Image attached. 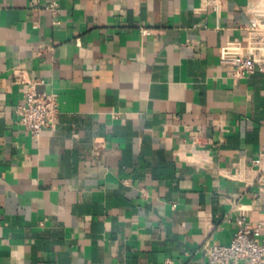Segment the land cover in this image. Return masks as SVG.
<instances>
[{
	"label": "crops",
	"instance_id": "obj_1",
	"mask_svg": "<svg viewBox=\"0 0 264 264\" xmlns=\"http://www.w3.org/2000/svg\"><path fill=\"white\" fill-rule=\"evenodd\" d=\"M251 1L60 0L54 17L0 0V264H210L242 213L264 225V72L221 62ZM31 83L58 96L38 139L16 113Z\"/></svg>",
	"mask_w": 264,
	"mask_h": 264
},
{
	"label": "built area",
	"instance_id": "obj_2",
	"mask_svg": "<svg viewBox=\"0 0 264 264\" xmlns=\"http://www.w3.org/2000/svg\"><path fill=\"white\" fill-rule=\"evenodd\" d=\"M37 0H32L35 3ZM46 8L55 17L60 10V0H47ZM248 25L245 27V46L240 53L221 52V62L232 66L235 78L264 72V0H253L247 6ZM57 22V21H55ZM56 93H38L31 83L24 100L16 107L18 122L38 139L45 128L52 127L58 117ZM256 181L264 188V150L257 161ZM264 225L251 224L242 213L238 228L228 243L204 244L210 264H264Z\"/></svg>",
	"mask_w": 264,
	"mask_h": 264
}]
</instances>
